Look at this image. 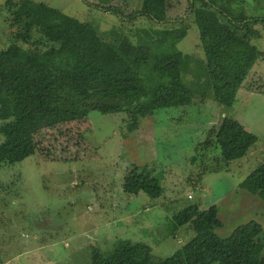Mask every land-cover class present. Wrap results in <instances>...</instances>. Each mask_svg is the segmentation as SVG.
<instances>
[{
    "label": "rangeland",
    "instance_id": "1",
    "mask_svg": "<svg viewBox=\"0 0 264 264\" xmlns=\"http://www.w3.org/2000/svg\"><path fill=\"white\" fill-rule=\"evenodd\" d=\"M169 1L168 21L160 23L134 15L142 0H0V52L10 45L26 51L56 45L25 27V9L34 2L79 20L112 46L127 39L135 45L156 40L157 47L171 48L165 32L183 26L187 34L174 46L193 57L184 59L190 71L186 78L200 91L198 69L205 58L191 14L199 4ZM223 9L239 26L258 19L252 43L263 53L264 0H225ZM225 116L258 139L243 159L221 168L218 149L202 150V143ZM126 124L125 113L91 112L36 135L33 156L0 165V264L14 256V264H93L95 255L105 254L119 240L145 244L155 259L166 258L194 236L188 226L174 231L169 221L191 205L218 209L222 226L214 233L220 238L249 221L264 231V201L239 188L264 162V58L251 67L231 107L196 97L188 107L142 119L139 129L124 137ZM144 164H157L155 176L163 189L157 199L123 192L132 165Z\"/></svg>",
    "mask_w": 264,
    "mask_h": 264
},
{
    "label": "trees",
    "instance_id": "2",
    "mask_svg": "<svg viewBox=\"0 0 264 264\" xmlns=\"http://www.w3.org/2000/svg\"><path fill=\"white\" fill-rule=\"evenodd\" d=\"M195 3L199 5L191 14L205 58L198 69L202 72L198 74L200 91L186 78L190 71L184 59L193 57L174 46L187 34L183 26L165 32L171 48L157 47L156 40L152 45H135L127 39L112 46L92 28L57 9L44 3L27 4L25 27L57 46L26 51L10 45L0 52V165H13L33 156L36 135L86 118L91 112L125 113V137L139 129L142 119L152 118L158 111L188 107L196 97H210L219 105L231 107L251 67L258 57L264 58V52L252 43L258 36L254 30L258 19L243 21L239 26L225 14V0H193ZM172 6L169 0H142L134 15L167 22ZM210 133L212 138L202 143V150L214 145L221 168L243 159L258 139L230 116ZM156 169L132 165L124 177L123 192L159 198L163 189ZM202 169L208 171L206 166ZM239 188L264 201V162L245 177ZM169 221L174 231L188 226L194 234L171 256L155 259L147 245L119 240L105 254L95 255L92 263L264 264V231L255 221L239 225L226 238L214 233L222 226L215 206L203 210L191 205Z\"/></svg>",
    "mask_w": 264,
    "mask_h": 264
},
{
    "label": "crops",
    "instance_id": "3",
    "mask_svg": "<svg viewBox=\"0 0 264 264\" xmlns=\"http://www.w3.org/2000/svg\"><path fill=\"white\" fill-rule=\"evenodd\" d=\"M155 117V116H154ZM145 165H148V164H144V166ZM156 166H157V164H155ZM137 166V165H136ZM36 234L39 236V234L36 232ZM25 237H27V234H26V236ZM35 240L37 241V239L35 238ZM40 243H42L43 244V242H40ZM27 250H29L30 251V249H27ZM16 258H18V257H11V258H9L7 261H6V263H1V264H14L13 263V261L16 259ZM37 264H39V263H37Z\"/></svg>",
    "mask_w": 264,
    "mask_h": 264
},
{
    "label": "built area",
    "instance_id": "4",
    "mask_svg": "<svg viewBox=\"0 0 264 264\" xmlns=\"http://www.w3.org/2000/svg\"><path fill=\"white\" fill-rule=\"evenodd\" d=\"M22 236L25 237L26 235L23 233Z\"/></svg>",
    "mask_w": 264,
    "mask_h": 264
}]
</instances>
